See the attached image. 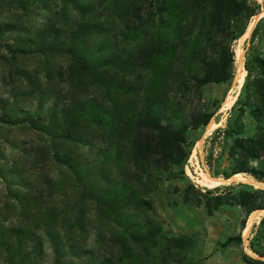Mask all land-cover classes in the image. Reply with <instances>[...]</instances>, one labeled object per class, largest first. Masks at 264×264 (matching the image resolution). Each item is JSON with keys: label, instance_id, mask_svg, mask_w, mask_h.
I'll return each mask as SVG.
<instances>
[{"label": "rangeland", "instance_id": "rangeland-1", "mask_svg": "<svg viewBox=\"0 0 264 264\" xmlns=\"http://www.w3.org/2000/svg\"><path fill=\"white\" fill-rule=\"evenodd\" d=\"M250 3L259 13L247 22L227 16L223 42L196 0H0V264L264 261L250 248L264 252L259 227L264 212L243 237V213L229 202L240 189H264L244 174L230 180L233 140L264 127V119L256 122L242 106L248 71L246 92L254 100L260 84L251 60L264 59V21L259 22L264 0ZM216 43L228 44L234 57L241 47L242 87L234 81V57L229 81L194 86L199 61L211 57ZM158 44L172 48L146 54ZM74 58L107 70L127 89L96 86L74 69ZM157 93L164 96L156 108L163 123L184 129L186 158L167 169L148 163L149 177H143L132 162L129 140L110 136L106 119ZM205 115L211 116L206 126L190 127ZM213 123L217 127L207 133ZM116 147L124 156L119 169ZM202 174L230 181L209 189L197 183ZM237 183L244 187L223 188ZM131 188L136 195L128 204L125 193ZM133 231L143 236L152 231V244L133 243ZM238 236L241 243L221 247Z\"/></svg>", "mask_w": 264, "mask_h": 264}, {"label": "trees", "instance_id": "trees-1", "mask_svg": "<svg viewBox=\"0 0 264 264\" xmlns=\"http://www.w3.org/2000/svg\"><path fill=\"white\" fill-rule=\"evenodd\" d=\"M170 2L173 0H169ZM208 10V23L215 29L216 38L228 40L229 29L225 22L227 16H234L247 22L252 16L258 14V7L250 3V0H196ZM164 4V3H163ZM264 21L262 18L259 22ZM257 29L252 32L251 38L256 35ZM172 46L163 48L158 44L156 49L148 48V55L164 54L171 50ZM211 57L199 61L200 71L191 77L194 86L200 88L207 84H219L229 81L232 78V65L234 62L233 51L228 44L216 43L211 45ZM252 63L257 70L259 86L255 94V100L246 92L250 72L246 76L243 92L246 94V101L242 105L249 112V115L256 121L264 119V59L259 56L252 58ZM74 69L82 76H89L102 89L108 92L127 89L126 85L119 79L109 76L107 70L100 71L87 61L81 58H74ZM164 96L161 93L146 97L144 100L132 103L124 111H117L106 119V126L111 128L110 136L119 140L128 139L130 143L129 151L132 162L140 169L141 176L149 177L144 165L150 163L152 168L167 169L171 166L181 164L185 158V136L184 129H174L170 125L163 123L162 113L156 108L163 103ZM241 101L237 100V104ZM211 116L205 115L200 121L192 120L190 127L197 129L206 126ZM241 126V125H240ZM240 131V130H238ZM238 131H233L239 135ZM115 161L117 169L124 163V156L120 147L115 149ZM229 157L233 160L231 176L244 174L256 182L264 184V127L257 125L255 132L250 137L238 138L233 140L229 150ZM54 159L62 162L58 155L54 154ZM70 171L75 172L74 168L67 162H62ZM227 179V178H226ZM243 188L241 183L223 187L226 190L233 188ZM223 188L217 187L219 191ZM106 194L119 197V193L106 192ZM125 202L132 204L135 198V190L131 188L125 193ZM221 194L217 197L219 200ZM209 202V201H208ZM207 202V204H209ZM229 202L240 208L243 213L241 221L242 227L246 219L256 210H264V189L244 190L240 189L229 195ZM209 207V205H208ZM259 227H262L264 238V215L262 216ZM154 233L146 232L143 236L139 231L130 233V240L137 245L152 244ZM232 243H241L240 236L227 238L221 245L222 248ZM252 252L260 258H264V252L254 247H250ZM247 264H264V261L244 257Z\"/></svg>", "mask_w": 264, "mask_h": 264}, {"label": "bare ground", "instance_id": "bare-ground-1", "mask_svg": "<svg viewBox=\"0 0 264 264\" xmlns=\"http://www.w3.org/2000/svg\"><path fill=\"white\" fill-rule=\"evenodd\" d=\"M261 14L255 16L252 18V20L250 21V23L247 26L246 31L244 32V34L241 36V38L239 39V42L243 41L246 37L249 36L250 32L252 31L254 25H255V21L258 17H260ZM241 48V47H240ZM239 47L236 48L235 50V63L237 64V73L235 75L234 81H236L237 83V87L240 88V86L243 83V77H244V71H242V67H243V61H242V50ZM242 87V86H241ZM234 102V98L230 99V101L225 103L226 108H230L231 105ZM217 127V124H210L209 129L207 130V133H210V131L214 128ZM207 135V134H206ZM200 143V142H199ZM189 175V174H188ZM242 175L241 174H235L231 177L230 180H237L239 178H241ZM230 180H224V179H218V178H212L209 175H205L202 174L200 179L197 180V183L201 186V187H205V188H213L216 187L220 184H224V183H228ZM250 183H253L256 186H260L264 188V184L262 183H258L254 180H249ZM264 212V210H256L253 211L252 213H250V215L248 216V219L246 221L245 227L242 230V236L246 237V235L249 232V229L251 227L252 222L254 221V219L258 216L261 215ZM264 259V258H263Z\"/></svg>", "mask_w": 264, "mask_h": 264}, {"label": "water", "instance_id": "water-1", "mask_svg": "<svg viewBox=\"0 0 264 264\" xmlns=\"http://www.w3.org/2000/svg\"><path fill=\"white\" fill-rule=\"evenodd\" d=\"M233 176V175H232Z\"/></svg>", "mask_w": 264, "mask_h": 264}]
</instances>
